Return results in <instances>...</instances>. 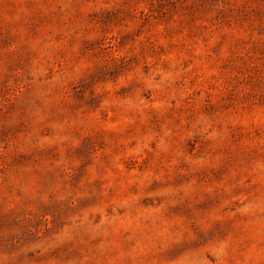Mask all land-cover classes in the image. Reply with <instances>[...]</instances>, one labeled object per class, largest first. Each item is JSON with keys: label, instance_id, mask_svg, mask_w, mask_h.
<instances>
[{"label": "rangeland", "instance_id": "obj_1", "mask_svg": "<svg viewBox=\"0 0 264 264\" xmlns=\"http://www.w3.org/2000/svg\"><path fill=\"white\" fill-rule=\"evenodd\" d=\"M0 264H264V0H0Z\"/></svg>", "mask_w": 264, "mask_h": 264}]
</instances>
